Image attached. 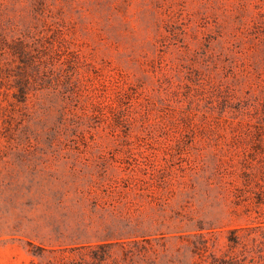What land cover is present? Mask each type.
<instances>
[{
	"label": "rangeland",
	"instance_id": "1",
	"mask_svg": "<svg viewBox=\"0 0 264 264\" xmlns=\"http://www.w3.org/2000/svg\"><path fill=\"white\" fill-rule=\"evenodd\" d=\"M104 241L264 263V0H0V264Z\"/></svg>",
	"mask_w": 264,
	"mask_h": 264
},
{
	"label": "trees",
	"instance_id": "2",
	"mask_svg": "<svg viewBox=\"0 0 264 264\" xmlns=\"http://www.w3.org/2000/svg\"><path fill=\"white\" fill-rule=\"evenodd\" d=\"M230 240L235 244L238 240L231 237ZM121 245L125 251V256L128 258V264H135L134 252L128 249L124 241H104L95 244V248L92 254V260L87 261L85 264H102L104 260L111 254L110 249L114 245ZM214 264H264L260 259L251 258L247 261L244 257H238L237 255H224L220 258L214 257L212 260ZM197 264H204V260H201Z\"/></svg>",
	"mask_w": 264,
	"mask_h": 264
}]
</instances>
